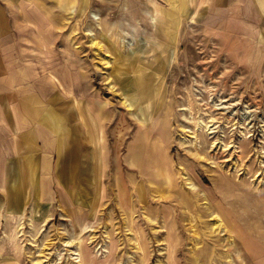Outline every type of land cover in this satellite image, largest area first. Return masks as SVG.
I'll return each mask as SVG.
<instances>
[{"label": "rangeland", "instance_id": "rangeland-1", "mask_svg": "<svg viewBox=\"0 0 264 264\" xmlns=\"http://www.w3.org/2000/svg\"><path fill=\"white\" fill-rule=\"evenodd\" d=\"M18 6V22L33 31L14 37L44 40L41 62H61L69 78L78 77L84 106L101 109L90 124L85 112L84 133L93 143L85 150L96 157L103 141L106 153L104 163L97 157L99 166L85 170L89 176L73 178L83 184L69 185L77 199L72 210L28 202L9 208L0 198V264H73L76 246L66 242L78 238L91 264H231L228 253L232 264H264V14L249 7L221 15L207 0H21ZM239 13L248 21L226 15ZM116 125L124 127L121 150L109 139ZM137 143L161 180L153 155L167 160L169 183L157 186L149 170L142 177L140 163L125 160ZM114 154L124 164L119 170ZM210 213L222 218L221 232H208ZM233 238L239 244H230Z\"/></svg>", "mask_w": 264, "mask_h": 264}, {"label": "crops", "instance_id": "crops-1", "mask_svg": "<svg viewBox=\"0 0 264 264\" xmlns=\"http://www.w3.org/2000/svg\"><path fill=\"white\" fill-rule=\"evenodd\" d=\"M19 1L0 0V198L9 208L28 202L33 207L53 203L72 210L77 199L70 194L69 185L83 184L78 178L89 176L85 170L99 166L98 156L85 150V145L93 144L84 133L85 112L90 124L93 114L98 116L101 109L94 104L84 106L78 77L69 78L61 62H41L46 58L38 54L47 46L44 40L14 37L17 32L33 31L30 23L18 22L22 12ZM260 1L207 0V8L223 15L225 8L252 7L256 14H264ZM226 15L237 23L248 21L243 13ZM123 128L116 125L108 130L109 139L118 147ZM128 158L126 155L125 160ZM112 160L119 170L120 154L118 159L114 154ZM93 261L87 252L85 264Z\"/></svg>", "mask_w": 264, "mask_h": 264}, {"label": "bare ground", "instance_id": "bare-ground-1", "mask_svg": "<svg viewBox=\"0 0 264 264\" xmlns=\"http://www.w3.org/2000/svg\"><path fill=\"white\" fill-rule=\"evenodd\" d=\"M95 15V14H94ZM89 35H93V32H92V30L91 31H88L87 32ZM123 39V38H122ZM92 44L93 45H97V42L95 41V40H92ZM127 44H128V46H132L133 45V42H132V40H127ZM106 55V54H105ZM105 62H106V65L108 66L109 65V63L111 62V59L109 58H106V56H105V60H104ZM110 83V82H109ZM110 87H111V89H113V85H111L110 84ZM122 102H123V104L128 108V109H130L131 110V107H130V104L126 101V100H122ZM209 129H210V127H208ZM139 140V139H138ZM139 143H137V145H135V146H130V149H129V153L127 154V156L128 157H132V163H136V164H139V169H140V172H141V176L142 177H145L144 175H146L147 173V170H149V167H156V165H149L148 164V162H149V160H147L151 155L149 154V153H145V155L144 154H142L141 152H140V150H141V148L139 149ZM104 153H106V150H105V148H104V143H103V141H101V142H99V147H98V153H97V156H98V158L100 159V161L101 162H103L104 161ZM113 154V153H112ZM150 155V156H149ZM159 153H156L155 155H153V159H154V161H158V170H159V168H161L162 169V171H163V175L165 176V178H164V176L162 177V180L160 179L161 178V175L159 174V172H156V171H154V172H152V171H148V174H149V172L151 173V175H152V177L154 178V180H157V181H155V184L157 185V186H161L162 184H163V182H168L169 183V179H170V176H171V174H170V168L168 167V163H167V160H161L160 158H158L159 157ZM151 161V160H150ZM104 163V162H103ZM147 168V169H146ZM148 177L149 178H151V176H149L148 175ZM188 187L189 188H191V189H195V187L191 184V182H188ZM151 189V188H150ZM203 193V195L204 196H206L205 198H207V192H202ZM199 195H201L200 193H198ZM203 196V197H204ZM209 200V199H208ZM205 204V206H202L201 208H202V214H203V212L204 213H206L207 214V202H205L204 203ZM210 206V205H209ZM214 213V212H213ZM213 213H210V215H212L213 217L211 218V219H214V221H213V225L212 226H209L210 227V230H208V232L210 233V234H212V233H215V232H221V230H222V226H223V223H222V218L218 215V214H213ZM225 213V212H224ZM223 213V214H224ZM227 213V212H226ZM207 222V220H204V222ZM195 224V223H194ZM193 225V224H192ZM207 225V224H206ZM205 225V226H206ZM233 226V225H232ZM234 227V226H233ZM232 227V228H233ZM232 228H230L231 229V231H233L232 230ZM235 228V227H234ZM206 229H207V227H206ZM226 229V228H225ZM224 229V230H225ZM131 233H132V231H131ZM134 234V233H133ZM137 235H139V234H137ZM196 235V234H195ZM198 235V234H197ZM196 235V236H197ZM221 235V234H220ZM233 235H237V234H235V233H233ZM232 235V236H233ZM69 236V235H68ZM238 236V235H237ZM76 237H79V236H76ZM92 237V236H91ZM241 237H243V239H241L242 241L244 240V239H246L247 238V236L244 234H242L241 235ZM137 238V237H136ZM196 238V237H195ZM216 238H218V237H216ZM213 239V238H212ZM196 240V239H195ZM233 241H234V243H235V245L236 244H239V241L237 240V239H235V238H233V239H231L230 240V244H233ZM252 240L250 239V238H247V240H245V246L247 247V245L249 246V247H252V242H251ZM136 242V247H137V249H140V251H142V253H143V255L145 254V249L143 248V246H142V243H141V240L139 239L138 241H135ZM69 243H74L75 244V246H76V248H74V249H72V248H70V250H71V255H72V258L74 259V262L75 263H73V264H85V262H84V257H86V256H84V254H83V252H82V247L80 246V243H81V239H77V240H75L74 239V241L73 240H67V242H66V244H69ZM64 244H65V242H64ZM70 244V245H71ZM73 245V244H72ZM246 249H248V248H246ZM249 251H250V253H249V255L250 254H252V249H248ZM61 251V250H60ZM254 253V252H253ZM230 253H228L227 254V257L228 258H230V261H228V262H230L231 264L233 263V260H232V258H231V255H229ZM60 255V254H59ZM253 255V254H252ZM58 257V256H57ZM227 258V259H228ZM196 259V261L198 260V258H195ZM254 259V258H253ZM225 260V259H224ZM195 261V260H194ZM217 261V263L218 264H221V262H223L222 260H220V259H218V260H216ZM226 261V260H225ZM39 263V262H38ZM57 263V262H56ZM253 264V263H252Z\"/></svg>", "mask_w": 264, "mask_h": 264}]
</instances>
